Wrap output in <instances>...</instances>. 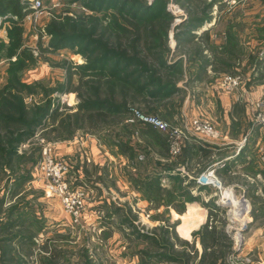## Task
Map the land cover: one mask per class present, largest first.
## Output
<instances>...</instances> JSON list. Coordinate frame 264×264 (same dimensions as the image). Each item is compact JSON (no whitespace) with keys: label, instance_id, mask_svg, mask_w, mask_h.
<instances>
[{"label":"rangeland","instance_id":"374dc122","mask_svg":"<svg viewBox=\"0 0 264 264\" xmlns=\"http://www.w3.org/2000/svg\"><path fill=\"white\" fill-rule=\"evenodd\" d=\"M41 1L44 7L43 14L37 18L36 22L26 18L25 15L22 23L24 27L22 47L33 54L35 61L28 62L19 72V77L21 82L29 85L37 84L34 86V92L24 94V101L30 104L40 101L43 97L58 95L56 103L59 104V110L62 112H74L80 101L79 92L83 90V87L79 86L78 74L76 75L74 69L76 65L84 63L85 58L82 54L75 53L67 47L56 51L48 49L47 45L50 35L47 33V27L51 20L61 19L65 14L76 17L81 12L90 13V11L80 2H71L69 0ZM152 1L148 0L150 3ZM165 1L166 9L173 16L167 33V45L169 47L167 59L180 58V67L183 71L182 75H179L180 77L177 79L176 84H181L182 79L189 74L191 66L196 63L204 66L206 64L211 65V71H214L215 77H221L224 74L240 75L242 84L238 89L247 86L252 75H264L263 66L260 71L256 69V65L259 64L257 60L264 56V0ZM204 2H211L212 5L202 10L205 6ZM203 13L210 18L201 28L193 30L196 36L191 40L176 45L173 37V27L185 21L189 14L201 16ZM5 23L8 25L7 21ZM4 25H0V43L8 41L7 33L3 32L6 31V26ZM200 48L203 50L201 53L204 54V58L202 54H197ZM4 53L5 51H0V87L6 82V75L8 74L6 70L8 60L5 59ZM14 59L15 56H13L12 60ZM69 62L72 63L71 67L68 66L72 73L71 77L65 65ZM60 83H63L68 88L67 91L57 92V87ZM219 90L225 92L221 89ZM180 91L181 89L177 93L180 94ZM238 99L244 101L245 98L238 97ZM245 101L249 107L248 113L251 121L256 123L254 115L256 109L264 108V99H246ZM173 104L178 103L177 101H171L164 102L161 105L152 102L148 104L138 101L129 102L127 103L128 114L126 122L129 124L141 123L139 121H128L129 109L135 108L144 113L158 116L166 121L170 127H179L161 117V114L166 112L164 110L169 111L170 106H173ZM147 105L155 106V109L149 111ZM205 110L202 112L206 115H195L190 120L194 117H205L213 123L212 117H208ZM49 122L50 120L48 119L47 124ZM47 126L49 127L50 125L48 124ZM119 130L118 128L117 131ZM47 131L46 136H44V128L37 129L29 140L19 146V151L25 153V161L29 162L31 157H38L43 147L46 144H51L55 158L65 161L68 165L67 173H65L66 179L69 181L68 177L74 178L76 175H82L83 179L79 178L76 180L80 184L74 183L71 179L70 181L72 186L78 187L81 185L86 188V205H91L94 200L97 201L96 198H98L99 193L98 183L103 184L101 187L102 194L99 193V195L110 198L113 207H115L114 201L117 202L120 208L117 213L118 218H116V221L108 220V215L98 210V216L100 217V219H97L98 222L109 223V230H106V232L100 231V224L98 226L95 223L86 225L82 218L80 223H74L72 220L67 224L57 222L58 224L49 228L46 226L42 236L38 238L37 244L35 246L32 245L35 247L34 252L42 250L46 255L38 256V258L36 256L35 259L31 257L30 249H25L23 251L25 260L15 255L13 261L8 264H197L198 258L204 251L216 257V260L214 258L210 260L212 264H264V182L254 179L246 180L243 176L233 175L226 179L227 183H223L215 173L217 180L220 182V188L209 184L205 185L213 195L212 204L206 208L207 214L202 216L199 211H197L195 217L188 214L189 216L186 217L189 218L183 225L185 231L181 232L178 229L179 225H177L178 219L174 220L168 209L160 210L152 205L148 207L140 206L131 201L132 199H130L132 207L128 208L130 207L129 201L125 200V198L115 197L119 195L121 197L120 191H115L116 193L114 192L111 195L104 192V190L110 192L111 190L119 189L122 185H119L118 181L112 176L97 173V168H93L90 155L83 148L84 146L86 149L90 148L91 143L88 142H91V140H95L97 145L99 142L103 147L109 148L115 145L103 143L102 140L98 139L97 133L91 132L87 127L76 128L73 136L65 137L64 139L53 137V132L47 133ZM164 133L167 135V132ZM119 135L122 141L126 140V142H129L132 137L137 139L139 133H137L135 128L131 129L130 133L124 135L120 132ZM117 139L119 140V137ZM67 140H71L73 143L79 144V146L81 143L83 145V141H87V145L81 146L78 151L79 154L81 153L79 158L57 152L56 143ZM84 167H88L87 171L85 170L87 173H74L77 169L82 170ZM35 171H37L36 166L33 167V172L29 173L32 176V180L21 182L15 191L8 193V199L5 200L7 207L15 204V202L21 205H26L29 202L38 205L40 208L44 207L45 203L50 206L52 203H56L54 200L47 202V199H56L61 205L57 196H46L45 181L39 172ZM200 173H193L192 178H194V181ZM129 174L124 173L128 177ZM254 174L248 171L246 175L252 178L255 176ZM20 175L22 173H19V171L15 173H0V199L4 195L7 184L12 188L11 183H15L14 181L20 179ZM129 188H133L131 180ZM164 195H155V200H152L154 202L153 205L158 204V202L166 203V196ZM219 198H224L227 204L217 206L215 201ZM242 199L246 201L247 207H245L244 203H241ZM112 206L111 209L113 210L111 211H114ZM6 208L0 205V219L3 217L4 209ZM243 208L245 209L244 211ZM63 212L69 215L64 210ZM30 213L31 211L28 210L25 217L19 219L38 216V223H42L43 219L47 223L48 217H50L47 216L45 210L43 212L39 210L37 214L34 212ZM102 213L103 215H101ZM121 221H124V223ZM126 222L128 226H126ZM205 224H207L205 230L208 231L209 235L205 233ZM34 227L37 228L32 225L27 229H23L31 233L35 229ZM134 228H138L148 234L154 233L157 238L163 235V230H167L168 232L158 241L159 243L171 245L172 250L170 251L169 249L167 251L163 247L148 248L146 242L136 240L134 235L130 234ZM11 230H13V227L8 231L0 227V237L10 233ZM239 235L240 239H238ZM120 236L124 238L121 239ZM114 237L116 240L113 239ZM0 250L8 253V251L5 252L3 242L0 244ZM140 251L159 254L170 253L175 258L179 257L180 259L183 258V260L174 261L171 259L164 261L162 259H152L151 262L144 263V260L142 261L138 255ZM52 253L55 254V257ZM185 255L188 257L186 262L184 259ZM0 264L7 263L0 261Z\"/></svg>","mask_w":264,"mask_h":264},{"label":"trees","instance_id":"16d2710c","mask_svg":"<svg viewBox=\"0 0 264 264\" xmlns=\"http://www.w3.org/2000/svg\"><path fill=\"white\" fill-rule=\"evenodd\" d=\"M69 1L80 2L90 13L81 12L76 17L65 14L61 19L51 20L47 27V33L50 35L47 47L53 51L67 47L85 58L84 63L76 65L74 69L76 75L78 74L79 86L83 87L79 92L80 101L74 112L59 110V104L56 103L58 95L43 97L40 101L30 104L24 101V94L34 92V86L37 85L21 82L19 77L21 69L28 62L35 61L33 54L22 47V23L28 10L24 9L22 0H0L1 23L4 20L8 22V41L0 43V51H5V59L8 60L6 82L0 87V173H22L20 179L11 183L12 186L19 187L21 182L32 180L29 173L33 172L41 154L36 158L31 157L27 163L25 153L19 151V146L29 140L37 129L44 128V136L48 130L47 133L53 132V137L64 139L73 136L76 128L87 127L91 132L97 133L98 139L103 143L115 145L122 153H126L128 148L132 147L128 141H122L119 134L122 132L125 135L130 133L131 129L137 128L136 124L126 122L127 103L138 101L162 105L180 90L176 82L183 73L181 60L167 59V33L173 16L166 9L165 0H153L151 3L148 0ZM204 5L202 10L212 3L207 2ZM209 18L205 13L201 16L189 14L185 21L173 27L176 45L194 38L196 35L193 30L201 28ZM202 51L201 48L198 49L197 54H202L204 58ZM65 65L71 77L69 67L72 63ZM202 66L204 65L199 64L198 68ZM67 89L60 83L57 92L61 93ZM147 108L152 111L155 106L147 105ZM130 155L134 156L133 153ZM129 178L133 182V188L148 200H155V195L165 194L166 203H171L174 200L175 188L182 190L183 206L186 201L192 199L187 193V188L195 183L194 179L182 184V180L177 178L170 188H164L159 183L160 173H130ZM68 179L80 184L76 181L79 179L77 175ZM6 187H9V184ZM3 200L4 195L0 199V205H3ZM29 204L27 202L26 205H21L15 202L4 209L0 220L19 219L24 217L28 210L33 213ZM19 205L21 210H18ZM118 211L114 209L110 214ZM6 223L7 221L5 225ZM2 225L0 221V227L4 228L5 225ZM206 228L207 224L204 225V230ZM166 232L168 231L163 230V235ZM205 233L209 235L207 230ZM130 234H133L136 240L146 242L148 248L163 247L167 251L172 250L171 245L159 243L158 239H162L163 235L157 238L154 233L148 234L138 228H134ZM1 242L8 253L0 250V261L11 263L18 254L10 247L9 242L3 240L0 244ZM184 243L187 244L186 241ZM53 255L55 257V254ZM138 255L144 263L151 262L152 259L183 260L170 253L140 251ZM187 258L185 255V262ZM212 258L216 260V257L204 251L197 264H212Z\"/></svg>","mask_w":264,"mask_h":264},{"label":"crops","instance_id":"0c3cea01","mask_svg":"<svg viewBox=\"0 0 264 264\" xmlns=\"http://www.w3.org/2000/svg\"><path fill=\"white\" fill-rule=\"evenodd\" d=\"M5 22V20L2 21L0 25H4ZM4 26H7V24L5 23ZM3 32L5 33L6 31ZM257 63L259 64L256 65V69L260 71L262 66L264 68V56L258 59ZM198 67L199 64L197 63L191 66L189 74L182 79L181 84H177L181 89V93L174 94L166 102L177 101L178 104L170 106L169 111L164 110L166 112L162 113L161 117L184 128L188 125L192 116L206 115L202 112L206 108L207 116L212 117L211 119L215 127L221 133L219 139L215 141L205 140L199 136L187 133V137L182 140L181 151L177 155H172L169 151L168 141L164 132L144 123H136L137 128H139H136L139 136L137 139L131 138L129 146L132 148L129 147L126 153H122L117 146H111L109 148L103 147L99 142L97 145L95 140L88 142L91 143L90 148H87L88 150L84 146L87 145V141H83V145L81 143L80 146L71 140L56 143L58 153L67 154L68 156L70 155L76 158L80 157L81 153L79 154L78 151L81 146H84L83 149L88 152L92 160L94 166L92 167L97 168L96 172L112 176L118 181L119 185H122L120 187L117 185L119 189L111 190L110 192L104 190V192L111 195L115 191H120L121 197L120 195L115 197L125 198V200L129 201L130 207L128 208L132 207L130 202V199H132L131 201H134L140 206L148 207L152 205L154 208L156 207L160 210L168 209L174 220H179V222L177 220V225H179L180 228L178 227V229L181 232L185 231L183 225L189 218L186 217L189 216L188 214L194 217L197 215V211L202 216L207 214L206 208L213 202V195L210 193L209 188L192 183L187 188V193L192 196V199L186 201L184 206L182 205V201L184 200L182 190H177L176 188L173 202H158V204L153 205L154 202L152 200L142 197L137 190L129 188L130 178L125 176L124 173H160V185L164 188H170L174 179L179 178L182 180V184L187 183L190 179H194L192 178L193 173H200V171L213 165L215 167V173L223 183H227L226 179L233 175L243 176L246 180L254 179L264 182V164L260 162L258 153V147L264 137L263 130L258 124L251 121L248 113L249 107L245 101L246 99H264V75H252L250 77L251 79H249L250 81H247V86L244 88L241 87L233 93H226L219 90L220 88L217 84L219 77H215L214 71H211V65L206 64L202 68ZM238 97L245 99L243 101L238 99ZM131 153L134 156H131ZM84 168L82 170L77 169L74 173H87L85 170L88 167ZM248 171L255 173V176L252 178L247 176ZM78 178H82V175H78ZM102 185L98 183V187L100 188H98V191L100 194H102ZM7 188L3 193L4 208L8 206L5 203V200L8 199V193L15 191L17 187L13 185L12 188L10 186ZM99 193L98 198H96L97 201L94 200V203L91 204L92 206L90 204L86 205L82 220L85 221L86 225L95 223L98 226L100 224V231L106 232V230H109V223L98 222L97 219H100L98 210L106 213L108 220L114 221L118 218V212L110 214L111 210H113L111 209L112 201L106 196L99 195ZM246 193L248 192L246 191ZM51 200L56 201V203H52L51 206L45 203V206L42 208L35 204H29L35 214L39 210L42 212L44 210L46 211L47 216H50L48 217L47 223H45L44 219L42 223H38V216L33 218L31 216L30 218L0 220L3 225L7 221L4 226L7 231L13 227L10 233L0 237V241L5 240L9 242L10 247H13L14 252L23 260H25V253L23 252L25 249H30L31 257L35 259L36 256L38 258V256L46 255L42 250L34 252V246L37 244L38 238L42 236L44 227L48 226L49 228L50 226L58 224L57 222L67 224L72 221L70 215L63 212L59 201L56 199H47V202ZM114 203L115 207H112L120 210L117 202L114 201ZM23 208L25 210L27 209L25 207ZM18 210H21L20 205L18 206ZM32 225L37 228L34 227L35 229L31 233L23 229H27ZM126 226H128L127 222ZM120 237L121 239L124 238L122 236ZM42 253L43 255H41Z\"/></svg>","mask_w":264,"mask_h":264},{"label":"built area","instance_id":"2783aa9c","mask_svg":"<svg viewBox=\"0 0 264 264\" xmlns=\"http://www.w3.org/2000/svg\"><path fill=\"white\" fill-rule=\"evenodd\" d=\"M24 9L29 12L26 18L36 22L43 14V5L41 0H22ZM1 23V20H0ZM218 87L225 92L236 91L242 84V77L238 74H224L218 79ZM254 119L256 124L263 130L264 133V108L256 109ZM128 121H139L151 126L162 132H167L170 153L177 155L182 148V140L187 137V133L199 136L201 139L215 141L220 138V132L217 128L205 117H194L188 122L184 128L170 127L169 124L160 119L156 115L144 113L138 109L130 108ZM259 160L264 164V139L258 147ZM36 169L45 181L46 196H57L60 199L63 210L67 212L74 223H80L86 207L87 190L83 186H72L65 177L68 165L65 161L56 159L53 155V146L46 144L42 151L41 157L36 164ZM197 185H211L220 188V182L215 175V167L209 166L205 168L195 179ZM229 196V195H228ZM233 196V194H232ZM217 206L226 205V200L219 198L215 201ZM241 203L246 205L244 199ZM244 207V208H245ZM243 208V211L245 210ZM242 211V212H243ZM240 239V235L239 238Z\"/></svg>","mask_w":264,"mask_h":264},{"label":"bare ground","instance_id":"6f19581e","mask_svg":"<svg viewBox=\"0 0 264 264\" xmlns=\"http://www.w3.org/2000/svg\"><path fill=\"white\" fill-rule=\"evenodd\" d=\"M235 215V214H234Z\"/></svg>","mask_w":264,"mask_h":264},{"label":"water","instance_id":"95a60500","mask_svg":"<svg viewBox=\"0 0 264 264\" xmlns=\"http://www.w3.org/2000/svg\"><path fill=\"white\" fill-rule=\"evenodd\" d=\"M241 241V240H240Z\"/></svg>","mask_w":264,"mask_h":264}]
</instances>
